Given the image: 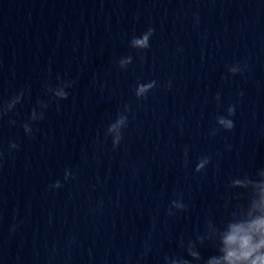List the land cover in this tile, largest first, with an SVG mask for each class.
<instances>
[{"label": "clouds", "instance_id": "obj_1", "mask_svg": "<svg viewBox=\"0 0 264 264\" xmlns=\"http://www.w3.org/2000/svg\"><path fill=\"white\" fill-rule=\"evenodd\" d=\"M153 32H154V29L149 28L148 29V32L143 36V38L142 39H139V40H136L135 43L137 45H139V46H147L148 37H149L150 34H153ZM70 86H71V84L69 85V87ZM144 91H145V87L142 86L140 88V92H144ZM22 95H23V93H21L20 95H17L14 99H12L6 105V107L4 109L0 110V114H4V113H6L8 111H11L15 107V105L20 102ZM60 95H61V98L62 99H66L68 93L67 92H62ZM34 112H35V110H33L32 117H31L33 120L36 119V118H34V115H33ZM42 118H43V116L41 115L39 117V119H42ZM219 122L220 123H226L223 120V118H220L219 119ZM226 126L229 127V128L233 127V125H232L231 122H227ZM23 127H24V130H25V133L26 134H31L32 129H31V127L28 124H24ZM11 147L12 148H16L17 145L16 144H12ZM199 167H202V165H198V169H199ZM70 175H71V173L66 172L65 173V179H68ZM53 187H56V188L61 187L60 182L57 181L53 185ZM173 203H175V201ZM242 231L243 230L242 229H239V228L234 229L232 235H230L227 238L226 243H229V244H238V246H239V255H237L236 252H230L229 253V259L230 260L234 256H235V258L237 260H241V259L247 260V258L249 257V255L251 254L252 251H254L255 249H257V248H259L261 246H264V240H261L260 244L254 245L252 243V240H251V237L250 236H248V235H239V233L242 232ZM257 259L259 260L260 264H264V256H260ZM252 264H257V261H255V260L252 261Z\"/></svg>", "mask_w": 264, "mask_h": 264}]
</instances>
